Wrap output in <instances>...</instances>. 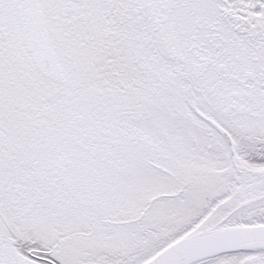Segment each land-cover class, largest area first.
Here are the masks:
<instances>
[{"label":"snow or ice","instance_id":"1","mask_svg":"<svg viewBox=\"0 0 264 264\" xmlns=\"http://www.w3.org/2000/svg\"><path fill=\"white\" fill-rule=\"evenodd\" d=\"M0 264H264V0H0Z\"/></svg>","mask_w":264,"mask_h":264}]
</instances>
